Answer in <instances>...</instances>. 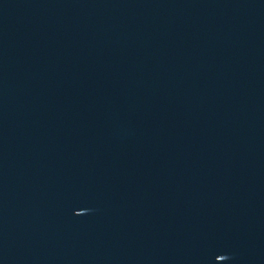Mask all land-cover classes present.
<instances>
[{
    "label": "water",
    "instance_id": "obj_1",
    "mask_svg": "<svg viewBox=\"0 0 264 264\" xmlns=\"http://www.w3.org/2000/svg\"><path fill=\"white\" fill-rule=\"evenodd\" d=\"M0 264H264V0H0Z\"/></svg>",
    "mask_w": 264,
    "mask_h": 264
}]
</instances>
